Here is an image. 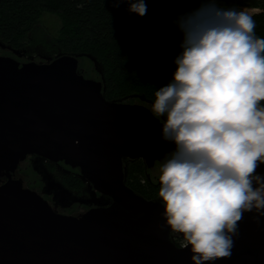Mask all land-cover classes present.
Masks as SVG:
<instances>
[{
    "label": "water",
    "instance_id": "obj_1",
    "mask_svg": "<svg viewBox=\"0 0 264 264\" xmlns=\"http://www.w3.org/2000/svg\"><path fill=\"white\" fill-rule=\"evenodd\" d=\"M0 47L23 53L2 41ZM81 56L100 80L78 71ZM44 59L0 55V264H193L190 246L177 245L166 226L162 199H147L125 181L127 159H142L149 169L175 150L162 139L166 117L125 102L136 97L152 105L142 94L106 99L102 67L90 54ZM27 155L34 157L41 192L63 198L61 206L86 209L58 212L14 178ZM45 162L77 168L86 196L60 178L49 182ZM257 171L264 174V165ZM251 215L239 225L231 258L211 264H264V217L257 222Z\"/></svg>",
    "mask_w": 264,
    "mask_h": 264
},
{
    "label": "clouds",
    "instance_id": "obj_2",
    "mask_svg": "<svg viewBox=\"0 0 264 264\" xmlns=\"http://www.w3.org/2000/svg\"><path fill=\"white\" fill-rule=\"evenodd\" d=\"M109 2L147 12L145 0ZM199 2L174 22L183 51L152 112L166 117L162 139L175 144L159 169L166 226L193 264H211L231 258L246 213L264 217V38L249 11Z\"/></svg>",
    "mask_w": 264,
    "mask_h": 264
},
{
    "label": "trees",
    "instance_id": "obj_3",
    "mask_svg": "<svg viewBox=\"0 0 264 264\" xmlns=\"http://www.w3.org/2000/svg\"><path fill=\"white\" fill-rule=\"evenodd\" d=\"M145 3L147 12L141 17L128 10V3L114 7L109 0H0V41L15 49L38 46L33 49L38 56L90 54L102 67L106 99L142 94L153 103L155 91L172 81L174 61L183 51V33L174 22L201 5L199 0ZM218 6L257 9L251 14L256 34L264 38V0H220ZM43 12L59 17L56 36L41 30ZM127 162L126 184L146 198L158 196L159 178L148 177L142 159ZM60 177L72 191L84 188L75 174Z\"/></svg>",
    "mask_w": 264,
    "mask_h": 264
},
{
    "label": "rangeland",
    "instance_id": "obj_4",
    "mask_svg": "<svg viewBox=\"0 0 264 264\" xmlns=\"http://www.w3.org/2000/svg\"><path fill=\"white\" fill-rule=\"evenodd\" d=\"M242 10H247L250 12V8H244ZM251 10H253V9H251ZM40 25H41V30L56 36L57 31L61 26V21L56 14L43 12L40 16ZM27 48H28V50H27ZM27 48L26 47L19 48L21 51H23V53H21L20 55H17L15 53H13L10 49H7V48L4 49V48L0 47V54L11 56V57H13L19 61H22V62L23 61H25V62L26 61H35V62L42 61V59L36 54V52L33 51V49L38 50L39 49L38 46L34 47V45H32V46H29ZM71 54H73V53H71ZM45 57H47V56H45ZM78 71L87 78L100 80L99 73L94 69L93 62L87 56H81L80 58H78ZM118 99H121V98H118ZM118 99H115V100H118ZM125 102L126 103L131 102V103L143 104L152 110V105H150L149 103H145L136 97L128 98V100H126ZM28 156H30V155H28ZM33 159H34V157L32 156L31 160H27L25 163L21 162L19 164L21 170L19 169V171L22 173L23 171H27V169H29L30 175L29 176L24 175L25 181H27V183L31 184V182L37 180L36 184H41V180L39 178L40 175L34 169ZM163 161L156 162L153 167L149 168L148 175L153 177L152 181H155L157 178H159V175L161 174L159 169H160V165L163 163ZM44 166L47 169V171L50 172L49 173L50 174L49 182L59 180V178H61L60 176H63V175H69V174L77 175V172H78L77 168H75V169L70 168L68 165H65L63 162H58V163L45 162ZM83 187H84L83 191H81L79 193L77 192L78 196L79 195L80 196H86L87 189L85 188L84 182H83ZM58 191L59 190H56V192H58ZM61 196L66 198V200H67V196H64V195H61ZM157 197H159V195L155 196V197L147 198V199H153V198H157ZM62 200H63V202H65V200L63 198H62ZM67 207L60 206L59 208H60V210H62V212L67 213V214H78L80 212H83L86 209V207L84 208L82 205H74V204L72 205V207H69V208H67ZM176 238H180L177 242L179 245L184 243L182 236H180V237L178 236Z\"/></svg>",
    "mask_w": 264,
    "mask_h": 264
},
{
    "label": "flooded vegetation",
    "instance_id": "obj_5",
    "mask_svg": "<svg viewBox=\"0 0 264 264\" xmlns=\"http://www.w3.org/2000/svg\"><path fill=\"white\" fill-rule=\"evenodd\" d=\"M37 54V53H36ZM1 55V54H0ZM41 59H42V61H40V62H45L46 60L44 59L45 58V55L43 56V55H40L39 56ZM31 156V155H30ZM30 156H26L25 157V159L23 160V161H21L22 163H25L27 160H31V157ZM20 162V163H21ZM19 163V164H20ZM19 169L21 170V168H20V166L18 165V168L16 169V171H15V173H14V175H13V177L14 178H20L21 180H22V183H23V186H25V187H29V188H31V189H33V190H36L37 192H39L42 196H43V198L45 199V200H47L48 201V203L49 204H51L58 212H62V210H60V206H61V201H59L57 198H55V197H52V195L51 194H49V193H45V192H41V190H42V188H41V186H42V184H36L37 183V180L36 181H33V182H31V184H29V183H27V181H25V179H24V175L25 176H29L30 175V171H29V169H27V171H23L22 173L19 171ZM150 179L151 180H153V177H151L150 176ZM1 182H2V180H1ZM58 203V204H57ZM172 236H173V239H174V241H175V243H177L178 242V240L180 239V238H176V237H178V234H176V233H173L172 232ZM180 237V236H179Z\"/></svg>",
    "mask_w": 264,
    "mask_h": 264
},
{
    "label": "built area",
    "instance_id": "obj_6",
    "mask_svg": "<svg viewBox=\"0 0 264 264\" xmlns=\"http://www.w3.org/2000/svg\"><path fill=\"white\" fill-rule=\"evenodd\" d=\"M247 10H248V9H247ZM253 10H256V9H253ZM253 10H251V9H250V13H252V12H253ZM182 245H183V243H182Z\"/></svg>",
    "mask_w": 264,
    "mask_h": 264
}]
</instances>
